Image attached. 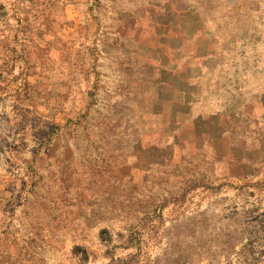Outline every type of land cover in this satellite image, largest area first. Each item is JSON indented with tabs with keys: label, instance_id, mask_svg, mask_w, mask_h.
<instances>
[{
	"label": "rangeland",
	"instance_id": "374dc122",
	"mask_svg": "<svg viewBox=\"0 0 264 264\" xmlns=\"http://www.w3.org/2000/svg\"><path fill=\"white\" fill-rule=\"evenodd\" d=\"M110 1L0 0V264H264V0L215 46L218 115L148 151L131 102L95 87ZM70 165L93 208L51 217L44 179Z\"/></svg>",
	"mask_w": 264,
	"mask_h": 264
},
{
	"label": "crops",
	"instance_id": "0c3cea01",
	"mask_svg": "<svg viewBox=\"0 0 264 264\" xmlns=\"http://www.w3.org/2000/svg\"><path fill=\"white\" fill-rule=\"evenodd\" d=\"M245 2L238 0L233 5L226 0L108 3L116 12L111 24V49L98 58L108 60L112 84L98 81L95 87L118 88L115 96L131 102L136 119L142 122L138 139L142 149L148 151L157 145L152 138L160 136L161 125L169 129L165 122L172 124L171 144L179 148L182 134L193 137L199 124L209 123L218 115L208 105L214 84L205 77L213 73V59L220 56L214 51L215 46L234 35L232 25L239 21L238 8L244 10ZM146 33L159 42L157 48L144 44ZM101 72L103 80L107 79L106 71ZM69 148L66 147L67 152ZM64 165L67 168L68 162ZM71 166L67 172L63 171L64 176L44 179L42 200L51 217L84 216L83 211L93 208L90 197L78 195L89 191V179L76 176Z\"/></svg>",
	"mask_w": 264,
	"mask_h": 264
}]
</instances>
